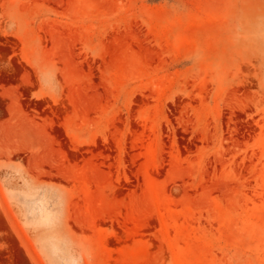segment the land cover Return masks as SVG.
Here are the masks:
<instances>
[{
  "label": "rangeland",
  "instance_id": "374dc122",
  "mask_svg": "<svg viewBox=\"0 0 264 264\" xmlns=\"http://www.w3.org/2000/svg\"><path fill=\"white\" fill-rule=\"evenodd\" d=\"M0 264H264V0H0Z\"/></svg>",
  "mask_w": 264,
  "mask_h": 264
}]
</instances>
